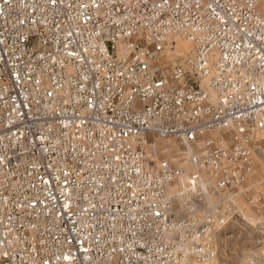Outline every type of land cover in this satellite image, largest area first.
Masks as SVG:
<instances>
[{"label":"built area","instance_id":"2783aa9c","mask_svg":"<svg viewBox=\"0 0 264 264\" xmlns=\"http://www.w3.org/2000/svg\"><path fill=\"white\" fill-rule=\"evenodd\" d=\"M147 134L242 186L264 159V0H0V264H204L210 219L172 216L185 171Z\"/></svg>","mask_w":264,"mask_h":264},{"label":"rangeland","instance_id":"374dc122","mask_svg":"<svg viewBox=\"0 0 264 264\" xmlns=\"http://www.w3.org/2000/svg\"><path fill=\"white\" fill-rule=\"evenodd\" d=\"M183 45L185 52L179 50L183 49ZM192 47L193 44L181 35L168 59L188 54ZM167 64L165 61L161 67V61L157 63L165 75L168 74ZM209 135L222 147L231 148L233 145V135L229 131H212ZM252 140V143L263 142L260 135ZM144 145L149 159H166L172 167H182L185 171L166 187L172 216L210 219L204 239L210 245L212 256L204 264H264V159L258 148L250 146L253 148L251 170L246 174L242 186L235 190H222L214 187L216 177L213 174L207 170L199 171L192 162L194 155L202 156L204 153L202 143L193 144L182 154L185 148L176 139L147 134ZM195 172L201 178L196 183V190L201 191L198 197L194 195V189H187L190 187L189 179ZM180 264L198 262L186 256Z\"/></svg>","mask_w":264,"mask_h":264},{"label":"bare ground","instance_id":"6f19581e","mask_svg":"<svg viewBox=\"0 0 264 264\" xmlns=\"http://www.w3.org/2000/svg\"><path fill=\"white\" fill-rule=\"evenodd\" d=\"M181 45H182V44H181ZM185 45H186V44H185ZM185 45H183V49L180 48L179 50L182 51V52H185V50H186ZM186 46H187V45H186ZM187 189L190 190V187H188ZM171 208H172V207H171Z\"/></svg>","mask_w":264,"mask_h":264}]
</instances>
